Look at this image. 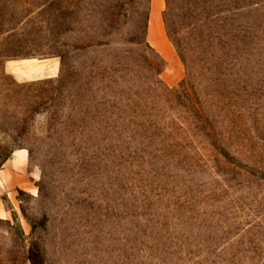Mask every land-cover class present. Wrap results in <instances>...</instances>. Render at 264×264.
Returning <instances> with one entry per match:
<instances>
[{"label": "rangeland", "instance_id": "obj_1", "mask_svg": "<svg viewBox=\"0 0 264 264\" xmlns=\"http://www.w3.org/2000/svg\"><path fill=\"white\" fill-rule=\"evenodd\" d=\"M19 151L0 264H264V0H0Z\"/></svg>", "mask_w": 264, "mask_h": 264}, {"label": "crops", "instance_id": "obj_2", "mask_svg": "<svg viewBox=\"0 0 264 264\" xmlns=\"http://www.w3.org/2000/svg\"><path fill=\"white\" fill-rule=\"evenodd\" d=\"M37 68L38 70L44 69L41 66ZM18 74L26 75L28 73L18 71ZM29 184L27 154L24 151H19L0 168V218H7L9 216L5 205V196L10 198L13 193L27 189Z\"/></svg>", "mask_w": 264, "mask_h": 264}]
</instances>
